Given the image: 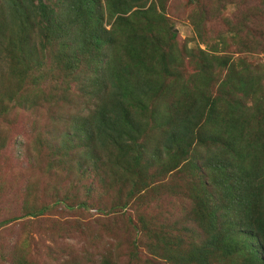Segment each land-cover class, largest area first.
<instances>
[{
  "label": "rangeland",
  "instance_id": "1",
  "mask_svg": "<svg viewBox=\"0 0 264 264\" xmlns=\"http://www.w3.org/2000/svg\"><path fill=\"white\" fill-rule=\"evenodd\" d=\"M3 1L0 264H264L242 248L222 257L238 247L225 235L239 208L209 169L214 139L222 159L243 116L264 122V0H129L126 36L103 0H83L91 20L45 0L49 31ZM122 51L132 70L116 82L145 105L111 132H130L125 147L97 115ZM209 106L223 129L203 118ZM185 113L199 133L190 145L169 139Z\"/></svg>",
  "mask_w": 264,
  "mask_h": 264
},
{
  "label": "trees",
  "instance_id": "2",
  "mask_svg": "<svg viewBox=\"0 0 264 264\" xmlns=\"http://www.w3.org/2000/svg\"><path fill=\"white\" fill-rule=\"evenodd\" d=\"M103 1L107 15L114 19L115 28L112 30L113 33L126 36L132 28L130 15L136 12V10L131 11L134 5L130 4L129 0ZM3 2V0H0V4ZM69 2L76 15L92 19L90 16L91 10H88L90 4H84L83 0H70ZM5 6L10 11H15V13H34L42 23H48L47 27L44 28L46 31H49V25L54 23L45 0H35V2L34 0H7ZM82 6L84 8L81 11L79 7ZM31 25L29 24L30 27ZM127 56L128 53L122 51V55L119 54L117 56V64L114 62L113 65V61L110 60L112 67L106 76V80L103 82L102 79V82L106 83V85L104 86V92L100 95L97 106L99 132L102 135H111V137H108L109 141L112 140L114 143L118 141L124 147L125 144L123 142L133 140L130 132L124 130L117 138L111 132L116 126H124V122L127 121V112L132 111L133 108L140 112L145 108L141 101H133L131 94L116 82L117 79L122 80L131 73L132 66L131 62L126 60ZM139 63L145 69L141 60H139ZM148 88V84H144V82L138 83L137 93L147 94ZM14 108L16 106L13 104L7 110H14ZM210 111H212V108L209 106L208 115H203V118L207 121L215 122L214 130L223 129L225 126L224 117L219 116L218 120H216L217 118ZM191 118L190 114L185 113V116L182 115L174 128V132L169 137L170 141H181L186 145H190L192 139H195L194 143L199 142L197 140L199 133L195 129V122ZM251 124H254L252 116L248 118L243 116L237 123L235 138L224 142L227 150L226 152L222 151L224 155L222 159L219 156L218 146L222 147L223 144L220 140H213L212 143L214 148L216 146V150L213 148V151H211L213 162L209 164V169L214 175L211 177V183L213 185L216 183L220 186L222 195L230 197V191L232 190L233 192L235 190L233 192L234 199L228 200V203L239 208L238 214L234 213L229 219V229L225 235L226 238L228 237L229 240L232 239L237 243L239 248H232L228 245L224 249V256L222 255V257L226 258L232 254L237 257L239 249L242 248L246 252V258L254 263L256 260H264V122L255 124L260 129H255ZM239 142L243 143L242 147L238 145ZM228 159H230V162ZM137 162L139 163V156L135 157L136 165ZM206 181L208 182V180ZM129 194L132 195L133 191L130 190ZM232 230L236 231L235 234L231 232Z\"/></svg>",
  "mask_w": 264,
  "mask_h": 264
}]
</instances>
